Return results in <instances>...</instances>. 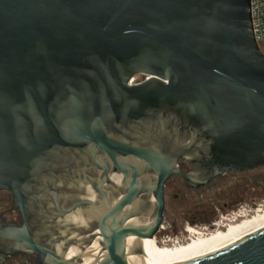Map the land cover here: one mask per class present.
Segmentation results:
<instances>
[{
  "label": "water",
  "instance_id": "obj_1",
  "mask_svg": "<svg viewBox=\"0 0 264 264\" xmlns=\"http://www.w3.org/2000/svg\"><path fill=\"white\" fill-rule=\"evenodd\" d=\"M263 166L251 0H0V192L22 220L0 218V264H264V227L174 262L151 247L169 179Z\"/></svg>",
  "mask_w": 264,
  "mask_h": 264
},
{
  "label": "flooded vegetation",
  "instance_id": "obj_2",
  "mask_svg": "<svg viewBox=\"0 0 264 264\" xmlns=\"http://www.w3.org/2000/svg\"><path fill=\"white\" fill-rule=\"evenodd\" d=\"M138 77H141V80L138 81V83L146 79L143 75ZM180 163L184 164V168L181 169L183 174L192 173L191 166L185 160H180ZM263 179L264 166L249 172L225 173L217 178H214L206 185H192L182 177H172L165 183V202L162 223L154 239L158 240V245L160 244V247L174 246L176 243H179L180 238L178 237L179 232L177 233V229L178 221L181 220L182 217V219H187L188 216L192 220L200 218L201 220L208 221L210 220V216L214 214V211L219 210L221 204L225 209L229 207L231 203L239 204L246 194L245 189L247 187V183L253 185L256 190L264 189L262 184ZM146 205H143V208L142 210L140 209V211H135L133 208H127L123 211V214L124 216L126 215L127 218H129L130 214L132 215V218L141 213L149 215L150 206L149 204ZM103 208L101 207L100 211L104 214L108 208L104 210ZM0 218L4 219L6 223L21 224L22 222L21 216L13 203L12 196L8 192H0ZM145 222L146 225H149L150 223L149 219ZM169 223L172 231V237H168L169 233L164 230L165 225H169ZM215 224L217 223H212L210 226L215 227ZM146 225L144 223L143 226ZM90 226H92L90 221L87 220L86 222H83V232L87 233L88 229L91 228ZM204 229L207 231L208 228H203V230ZM184 231L185 233L182 232L184 240H180L187 243L191 234H189L188 229L184 228ZM165 237L168 238V240H166ZM81 239H86V235H82ZM185 242L182 244H185ZM142 244L143 241L141 240L128 238L126 246L128 248H130V246H135L140 250ZM37 259V254H19L6 258L2 264H37Z\"/></svg>",
  "mask_w": 264,
  "mask_h": 264
},
{
  "label": "bare ground",
  "instance_id": "obj_3",
  "mask_svg": "<svg viewBox=\"0 0 264 264\" xmlns=\"http://www.w3.org/2000/svg\"><path fill=\"white\" fill-rule=\"evenodd\" d=\"M252 211L238 209L215 224L218 227L212 233H206L189 227L188 232L191 234L189 241L183 245L175 244L172 248L160 249L158 240H151L153 252L160 257L174 262L204 250L213 248L223 243L251 234L264 227V209L253 210L254 216L249 217ZM235 214V215H234ZM243 217L245 219H243ZM166 247V246H163ZM161 247V248H163ZM169 247V246H167Z\"/></svg>",
  "mask_w": 264,
  "mask_h": 264
},
{
  "label": "rangeland",
  "instance_id": "obj_4",
  "mask_svg": "<svg viewBox=\"0 0 264 264\" xmlns=\"http://www.w3.org/2000/svg\"><path fill=\"white\" fill-rule=\"evenodd\" d=\"M264 52V50H262ZM141 77H137V81H140ZM246 194L243 197V200L239 203H231L229 205V207H227L226 209L223 208V205L221 204V206L219 207V210L214 211V214L212 216H210V220H201L200 218H197L195 220H192L190 217L187 216V219H182L178 221V229H177V233H178V237L180 239H183V235L182 232L185 233L184 228L185 229H189V227L202 231L204 232L203 228H208L206 233H212L213 231H215L218 227H211L210 225H212V223H219L222 220V217H226L227 215H230L232 212H236L238 209L246 210V211H252L251 215H249V217L254 216L253 210H256L259 206H261V208H264V189L262 190H256L253 185L247 183V187H246ZM173 192V191H172ZM243 219H245L243 217ZM205 222V223H203ZM208 222V223H206ZM197 226V227H196ZM164 230L167 231V233H169L168 237H172L171 236V228H170V223L169 225H165ZM164 232V231H162ZM205 233V232H204ZM187 234V233H186ZM188 235V234H187ZM166 240H168V238L165 237ZM179 239V243L181 245H183L182 243H184L183 241H181ZM164 240V239H163ZM164 240V241H166ZM167 242V241H166ZM177 244V243H176ZM158 247L160 249H164V248H172V246L169 247H160V244L158 245Z\"/></svg>",
  "mask_w": 264,
  "mask_h": 264
},
{
  "label": "built area",
  "instance_id": "obj_5",
  "mask_svg": "<svg viewBox=\"0 0 264 264\" xmlns=\"http://www.w3.org/2000/svg\"><path fill=\"white\" fill-rule=\"evenodd\" d=\"M251 15L255 40L260 48L264 50V0H251ZM136 83H138L137 77L131 81V84ZM259 209L264 208L259 206L256 210Z\"/></svg>",
  "mask_w": 264,
  "mask_h": 264
}]
</instances>
